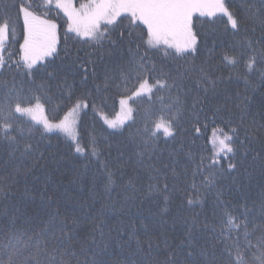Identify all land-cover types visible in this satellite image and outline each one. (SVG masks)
<instances>
[{
  "label": "snow or ice",
  "instance_id": "1",
  "mask_svg": "<svg viewBox=\"0 0 264 264\" xmlns=\"http://www.w3.org/2000/svg\"><path fill=\"white\" fill-rule=\"evenodd\" d=\"M53 8L62 10L67 17L65 42L71 38L67 34L74 33L77 42L92 49L85 58L79 55L80 50L75 59L66 52L63 72L48 70V58L60 56L58 25L46 18ZM249 11V18L259 21L260 35L255 38L252 34L256 28L249 32L225 0H86L79 8L73 6L72 0H43L42 4L35 0H0V140L7 141L12 152L22 156L39 153L43 158L38 142L21 143L22 130L18 135L13 133L21 118L37 121L36 113L45 111L47 105L56 110L67 102L70 106L62 118L37 121L42 124V130L37 131L41 138L54 131L61 133L70 141L68 146L74 155L89 162L95 159L103 172L105 191L110 192L117 179L125 178L124 149L116 145L113 156L110 144L108 158L101 161L104 153L97 139L90 136L85 141L80 134L79 110L87 108L91 101L93 112L110 129H122L128 121L136 124L137 109L132 105L145 100L148 106L133 141L139 149L137 163L148 173L145 197H162L163 216L168 214L174 196L181 193L189 209H203L206 201L195 196L201 189H215L217 195L210 207L211 222L208 215L201 220V213L174 218L173 226L180 222L185 229L180 244L173 247L165 241L163 260L153 259L149 244L148 252L137 264H264V204L261 222L256 223L255 218L250 219L253 214L246 205L239 214H235L236 209L230 211V205L221 198L223 191L218 189L229 176L234 183L236 176L232 174L245 167L248 151L241 148L244 140L240 139V127L248 97L237 93L233 100L229 94L225 103L216 106L214 123L217 113L230 112L229 103L242 115L235 127L233 117L227 121L220 118L224 126L213 128L208 156L185 152L183 142L169 151L167 161L161 159L162 153L157 154L161 139L167 144L170 139L175 141L182 130L187 131L181 124L186 116L193 131L199 133L201 117L208 119L206 105L216 99L219 85L225 82L222 69L243 67L244 71L237 75L244 78L246 88L254 75H259L264 83V0H255ZM218 14L227 17L233 36L243 33L244 39L222 43L219 53L213 39L207 55L201 57V45L206 46L207 40L201 39L196 21L202 17L217 18ZM21 21L22 43L14 52L9 45L18 43L16 27ZM113 57L117 59L112 67L104 64L106 58ZM98 64L104 65L100 83ZM6 72L12 73L11 79L3 78ZM38 72L44 73L45 82L36 83ZM17 75L23 79L17 81ZM122 87L123 91H118L120 112L117 118L109 119L103 112L105 93ZM133 181V177L127 178L125 190L139 191ZM77 227L76 218L69 223L67 218L61 220L58 213L49 214L47 225L40 231L20 235L13 232L7 242L0 241V264H82L79 255L85 250L84 241L78 239Z\"/></svg>",
  "mask_w": 264,
  "mask_h": 264
},
{
  "label": "trees",
  "instance_id": "2",
  "mask_svg": "<svg viewBox=\"0 0 264 264\" xmlns=\"http://www.w3.org/2000/svg\"><path fill=\"white\" fill-rule=\"evenodd\" d=\"M35 2L42 4L43 0H35ZM83 2L86 0H76L78 8ZM225 3L231 12L242 18L244 27L249 32L253 27L256 28V32L252 34L253 38L260 35L259 21L249 18L251 16L249 8L255 4V0H225ZM43 11L41 7L40 12ZM46 18L58 23L60 56L54 60L48 58L51 62L45 63H48L49 71L55 69L63 72L62 59L66 52L72 54L71 59H75V53L80 50L79 55L85 58L86 53L92 49L83 42H77L74 33H68L67 35L71 38L65 42L67 17L62 10L53 8ZM21 25L22 21L16 27L18 43L9 45L14 52L18 50L19 43H22ZM196 26L197 31L201 33V39L207 40L206 46L201 45V57L207 55V48L211 47L213 39L217 42V53L221 51L222 43L239 42L244 39L243 33L237 36L232 35L227 17L221 14H218L217 18H199ZM124 58H127V53ZM116 59V57L106 58L104 64L112 67ZM63 63L66 64L67 61ZM97 68L100 76L97 83H100L103 79L104 65L98 64ZM243 71V67L237 70L222 69L225 82L219 85L220 94L216 99L206 105L208 119L204 120L203 116L201 117L198 125L199 133L193 131V125L186 116L181 124L187 131L182 130L175 141L170 139L167 144L161 139L160 153L157 154L162 153L161 159L167 161L169 151L178 148L183 142L185 152L191 150L197 155L208 156L211 151L209 139L213 128L224 126L220 118L227 121L230 116L233 117L232 126L235 127L240 123L242 115L239 109L229 103L230 112L217 113L214 123L213 112L216 106L225 103V98L229 94L233 100L237 93L247 96V111L243 113L245 119L240 127V139L244 140L241 148L248 151L245 167L241 168L238 174H232L236 176L234 183L229 176L227 180L221 181L218 189L223 191L221 198L230 205V211L236 209L235 214H239L246 205L253 214L250 219L255 218L256 223H260L261 205L264 204V83L261 82L259 75H254L246 88L244 78L237 75L238 72ZM11 76L12 73L6 72L3 78L11 79ZM16 79L19 81L23 79V76L17 75ZM45 81L44 73L38 72L36 83ZM71 82L69 78V83ZM118 91H123V87L119 90L112 88L105 93L106 103L103 106V112L109 119H114L120 109ZM68 106L70 104L65 102V105L53 110L52 105H47L43 112L50 121H53L62 118ZM132 106L137 109L134 113L136 124L128 121L122 129H110L103 119L93 112L91 101L87 108L79 110L80 134L84 136L85 141L90 136L97 139L104 153L100 158L101 161L108 158L110 144L113 145L111 149L113 156L116 154V145L124 149L125 178L117 179L110 192L105 191L103 172L95 159L89 162L74 155L68 146L70 141L56 131L41 138L40 131L37 129L42 130V125L28 117L21 118L18 130L13 135H18V132L22 130L24 139L21 143L28 140L33 144L38 142L43 158L39 153L36 156H22L20 152H12L7 141L0 140V186H3V191H0V241L7 242L9 235L13 232L17 235L24 232L30 233L31 230L38 232L41 227L47 225L49 214L58 213L61 220L67 218L69 223L74 218L78 219L76 234L79 240L84 241L85 249L79 255L82 264H137L148 252L149 244L152 245L153 259L159 260H163L166 254L165 241L173 247L180 244L184 239L185 229L180 222L173 226L174 218L190 217L195 213H201V220L204 215H208L209 221H212L210 207L217 195L215 189L211 191L201 189L195 194L197 199L206 201L203 209L200 207L189 209L183 193L174 196L168 206V214L163 216L160 215L164 207L162 197H145L149 183L148 173L137 163L136 152L139 149L133 141L137 127L141 126L144 109L148 105L145 100H138ZM37 120H39L38 117ZM246 129L247 139L245 138ZM193 140L194 144H192ZM253 157L256 159L253 160ZM153 163H156L157 167L160 166L155 159ZM85 164H88L87 169ZM128 177L134 178L133 182L139 191L125 190ZM13 221H15L14 225ZM138 241L140 250H138ZM79 248L80 245L77 244L78 251Z\"/></svg>",
  "mask_w": 264,
  "mask_h": 264
},
{
  "label": "rangeland",
  "instance_id": "3",
  "mask_svg": "<svg viewBox=\"0 0 264 264\" xmlns=\"http://www.w3.org/2000/svg\"><path fill=\"white\" fill-rule=\"evenodd\" d=\"M72 1H73V4H74L73 6L76 7V8H78V5H76V0H72ZM53 21L57 23V21H55V20H53ZM57 25H58V23H57ZM58 29H59V27H58ZM119 112H120V109H119V111L117 112V114H118ZM117 114H116V116L114 117V119L117 118ZM45 116H46V118L48 119L46 113H45V115H44V112H37V113H36V117H38L39 120H41V121L45 118ZM39 120H37V121H39ZM48 120H49V119H48ZM37 121H35V122L38 123ZM49 121H50V120H49ZM38 124L42 125L41 123H38Z\"/></svg>",
  "mask_w": 264,
  "mask_h": 264
}]
</instances>
